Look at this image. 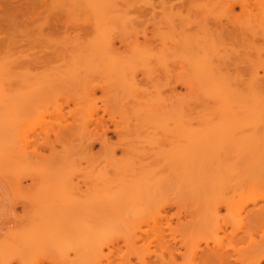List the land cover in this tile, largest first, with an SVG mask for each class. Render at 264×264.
<instances>
[{"label":"rangeland","instance_id":"374dc122","mask_svg":"<svg viewBox=\"0 0 264 264\" xmlns=\"http://www.w3.org/2000/svg\"><path fill=\"white\" fill-rule=\"evenodd\" d=\"M46 1H48V3H49L52 0H46ZM117 1H118V5L117 4L116 5L119 8V11H118L119 15L115 14V12H114V14L118 16L115 18L112 15L115 18L114 21L112 18H111V20H110V18L104 19L106 21L107 20L109 21V23H107L108 21L106 22L107 24L104 23L105 21H102V19L101 20L95 19L96 20L95 21V20H92L91 17L89 18L88 16L82 18V16L79 17V16H65V15L62 16L61 15L62 16V17H60V19L62 18L61 23L64 24L63 25L64 27L66 25V29H65L66 31L65 32H67V30H68L69 33L66 34L64 32L63 33L59 32L57 34L55 33L54 35H48V33H50L49 30L47 31V29H44L45 19L43 18V16H46V15H42L40 17H35L36 18L35 20L30 21L29 24L27 25V27L25 26V29H24V27H21V29L19 27H16V29H15V27H14V30H13L10 27V28H7L5 31H0V73L2 71L0 76L2 75L1 78L4 80V78L7 77L6 74L8 75L9 72L11 71L10 76L8 75V77H10L11 79L13 77L14 79H12V80L10 79V81H8L7 78H5V81H6L5 84L6 85L4 84L5 81L3 82V80H2L3 85L6 86V87L4 86L5 88L9 87L8 90H10V91H8L6 89L9 93V95L11 94V96L13 97V93H14L16 98H18V100H20L19 102L22 103V105L20 104V106L16 107V105L19 103L16 98L13 97L12 101H11V97H9L10 99H8V97H7V99L9 101H7V103H6L5 101L7 99L5 97H3V98L0 97V114H1L0 115V124H1L0 125V158L5 159L8 157L7 159L11 162L17 161L16 163H13L14 165L12 167V171L15 174L16 181L18 180L17 182H18L20 189H21V192L23 194L22 195L23 200L21 199V201H16V196H15V193L13 192L14 197H15V201H16V208H17L16 217L18 216L20 219L18 226H17V229H16V231L19 234L22 232H25V231L27 232L28 228L31 226V222L36 219L37 213L35 212V209L37 208L36 206L38 205L37 204L38 196H41L42 194H44V192L48 188V186L51 185L49 183V181L50 180H51V182L53 181L52 178L54 177L53 176L54 172L57 171L55 166H53V165H55L53 163H56V167L58 168L59 164H61V162H58V161H63V158L65 155H66L65 158L67 157V155L69 156V154H65V153H67L68 151H69L68 153H72L67 158H69L71 160V163L73 162V170H74V167H77V169L75 168V170H74V171H77L76 173L80 174L81 177H82V175H84V177H86V176L88 177L86 179H84V177H82V178L80 177L81 179H77V180H79V182L84 181L81 184L82 185L81 187L83 188L84 192L87 191L86 193H91L93 191L94 187H96V185L98 183L97 181H95L97 179H93V178H97V176L94 177V173H95L94 170H96L97 172L100 171V169H102V167L105 166V164L103 163V162H105V158L107 161L108 156H109V155H107V152H104L105 150H103L104 154L102 153V148H101L102 146H101V141H100L101 139L100 138L102 137L101 134L103 131H104L103 132L104 134L107 133L106 135H107L108 140H109V142H108L109 150L117 152L118 153V159L123 160L124 156H123L122 152H123V150L126 149V145H123V144H125L124 141L126 139L127 140L130 139L129 141H131V140L133 141V139H131L132 136H129V135H131L132 128H134V127H130L129 125L127 126V124H131V121H133V118H132V120L130 118H128L129 115L126 118V116L124 117L121 114V112H124V111H118L117 112V110H116V108L121 109V110L123 109V108L118 107L119 104L117 101H119L118 100L119 95H120V97H139L138 92H140V97H148L150 95L149 97H156V96L157 97H162V96L165 97L166 96L168 98V96L169 97L171 96V97H173V98H171V97L169 98L171 101L174 100V97H175V101H176V98L179 99V97L183 96V98H180V100L181 99L184 100V101L181 100L182 101L181 104L178 103L179 100H177V102L176 103L174 102V103H175V106L178 103L179 109H182L181 111H183V110L187 111L186 112L187 115L190 116V117L189 116L187 117L188 118L187 120H190V121H187L186 125L188 126L189 125L188 123L191 122L192 120H194L193 123L192 122L190 123V124H193V129H197V131L203 130L202 132H205L204 130H206L211 125H218L220 123L219 122L220 121L219 114H221V111H222L221 108L223 105L221 106V108H219L218 104L221 105V103H219V102L218 103L216 102L217 104H213V102L211 101L212 102V105H211L210 101L209 102H207L206 100L203 101L204 99L209 100V98H207L208 96L205 95L208 93L205 91H208V90L211 91V89H212L211 86L208 88L207 84L210 85L211 83H207L204 77L209 76L211 73H213L212 71H214V73H216V75L218 77V75L220 73L219 70L223 69L222 70L223 74L221 73L223 76L219 75L218 80L221 77H222L221 80H224V78L227 79L226 82L230 86L234 87V89H237L236 91H238V94L240 91L239 96H242V97L247 96L246 94H248V92H249L248 95H250V93L252 91L255 93L252 92L251 94L257 93V94L262 96V97H258V98L257 97H253V98L248 97L247 98V109L249 107H250V109L248 111L253 109L254 111L253 110L250 111L252 114L255 113V115H258V113H259V116H257V117H258V119H260L259 122L263 124L262 127L264 126V120H263L264 117H262V116H264V80H263L264 79V0H163V1H161V0H151V1L150 0L149 1H147V0H141V1L140 0H117ZM145 1H147V3ZM234 5H236V6H234ZM141 7H143V8H141ZM230 8H232L233 10L231 11ZM147 10H149V11H147ZM140 11L142 13L141 14L142 16H140ZM120 14L122 15V17ZM36 16H39V15H36ZM81 18L84 22L81 21ZM171 20H173L174 22L171 23ZM92 21L94 22V24H93L94 31H93V26H92L93 22ZM99 21L104 24V27H105V25L108 26L109 29L105 31L106 27L104 29H100L102 27L101 25L98 24L99 26H96L97 23H99ZM219 22L221 24H219ZM111 23H113V24H111ZM172 25H175V26H172ZM79 26L81 29L79 28ZM91 26H92V28H91L92 30H90V31H92V32L89 31ZM169 26L170 27L172 26L170 28V31L168 28ZM76 27L78 29H76ZM95 27H97L100 30L98 32L99 34H97L98 29ZM173 27H174V29H173ZM17 28H19V29H17ZM70 28L73 31L72 30L69 31ZM85 28H86V31H85ZM167 28H168V30H166ZM164 29L166 31L171 32V33L173 32V34L170 33L172 35L171 36L172 39L169 38L170 37L169 36L170 34H168L169 32H165ZM43 30L45 31L44 33L47 36L44 35L43 37H41V34H39V33H42ZM82 30L85 33H82L81 32ZM175 30H176V32H175ZM161 31H163V32H161ZM73 32L76 33V35ZM86 32H89L90 35L87 33V35H88L87 36ZM159 32L161 33V35L159 34ZM44 33H42V34H44ZM61 33L64 35H61ZM71 33H72V35H71ZM80 33L84 34V35H81ZM101 33L104 34L103 35L104 37L102 36ZM100 34H101V36L100 37L98 36V39H95V36L97 38V35H100ZM156 34H159L160 36L156 35ZM174 34H176L177 36ZM187 34H189V35H187ZM73 35H74V37H73ZM77 35H79V37H76ZM92 35H95V36H92ZM109 35L111 37H109ZM123 35L126 36L125 38H127V37L128 38L127 39L123 38ZM63 36H64V38H63ZM89 36H92V37H89ZM120 36H122V38ZM146 36L148 38L147 40H145ZM154 36H159V38L156 37V39H155ZM173 36L176 38H174ZM187 36L188 37L190 36V39H192L193 42H194V40L198 39V41H200L201 43H199L197 41V42H194L195 43V45H194L192 40H189V38ZM65 37H66V39H65ZM101 37L106 38V39L105 40L101 39ZM117 37L122 39V41L117 39ZM143 37H144V39H143ZM153 37H154V40H153ZM160 37H161V39H160ZM182 37H184V39L187 37V39H185V40L183 39L184 45L182 44V40H181ZM73 38H75V40ZM82 38H86V39L84 40ZM114 38H116V39L114 40ZM177 38H179V39L177 40ZM76 39H78V40L76 41ZM67 40H68V42H67ZM96 40H97V42H96ZM113 40L117 44L114 45V47L112 48L109 45L115 44V43H113ZM116 40L118 42H116ZM148 40H150L151 42ZM174 40L177 44L174 43ZM74 41H76V42H74ZM94 41L96 42L97 45L99 44V46H96ZM79 42L81 45L80 44L78 45ZM104 42H105V44H107V43L109 44L111 42V44H109V45L107 44V46H108L107 47L104 44ZM137 42H139V43H137ZM168 42H170V44ZM126 43H127V45H129V43H130V45H129L130 47H127ZM179 43H180V46L178 45ZM191 43H192V45H191ZM140 44L146 48L148 47V49H147L148 51H147L146 48H143V46H142L141 47V48H143L142 51H147L148 53H150V52L152 53L153 50H155L154 54H158V55L161 54L159 51H160V49L163 48V45H164L165 48H167L169 50V51L167 49L165 50V48H164V51H166V52L168 51V59L171 57H172V59H174L173 55L178 53V52L174 53L173 48L176 47L175 50L179 49L177 51H180V50L185 48L186 50L180 51L182 53H178L177 56H175V59L176 58L177 59L176 60L174 59L177 62L179 61V64H180L181 60H182V62H184V67L177 64V66H179L180 69H182V72L184 74L179 73V72H181V70L180 71L178 70V75L176 72H174V70H172L173 72H171V71L170 72H171L172 76H173V74H174V76L176 75V77H174V78H178V76L182 74L183 78L185 77V78H187V80L184 79V81H183V80H181L183 78H181V76H179L178 79H175L177 82L174 81V83H172V81H170V79L165 78L166 77L165 74H164L165 77L162 76L164 71H162V73L160 75L158 73H155L153 71V69H154L153 68L152 69L153 72L152 71L151 72L153 73V75L155 74V76H156L155 77V76H152V73L149 72L148 71L149 69L148 68L146 69L145 66L143 68L141 67L142 71L143 70H147V71L141 72V69L139 68L141 65V62L139 63V61L135 60L134 58L130 59V57H134V56H131V55L127 56L128 54H132V51H133V48H135V45L136 46L138 45V46L136 47V49H134V52L136 53L137 49H138L137 52L141 51L140 50V46H141ZM149 44H151V46L153 48ZM166 44H168L167 45L168 47H166ZM201 44H203V45H201ZM197 45H198V47H197ZM169 46H172L171 48L173 50H171ZM202 46H203V49L201 48ZM82 47H83V49H82ZM118 47H120V48H118ZM155 47H157V48H155ZM95 48H97L96 49L97 51H99L101 49L102 52L105 51L106 49H107V51H114V52H116L118 49H122L121 50L123 52V53L121 52L122 55L119 54L120 50L117 51V53L122 57H123L124 51L126 53L127 50L128 51L130 50L129 52H131V53L128 52L127 55L124 54L125 55L124 58H121V57H118V58H119V60L125 59L126 61L129 60V62L130 61L132 62V63L126 62L129 65L132 64L130 66L124 63L125 60L123 62H121V63H123V65L121 64V67L124 68V73H122V74L123 75L125 74V77L127 78L128 82L129 81L134 82V83L141 82L142 83L141 85H140V83H138L139 85L135 84V85H137V87L139 86L138 89H134V88H137L136 86H134V84L132 86L134 88H132L131 90L129 88V90H128L129 93L127 92L126 89L122 88L123 86H121V88H122L121 89L120 84H118V83H119V81H120V83L121 82L123 83V79L120 80L121 78H118L117 74H115V73L112 74L111 71L109 70V68L107 67V65H105L106 63L104 64L98 60L100 62V64L102 63V66H103L102 67L99 65V62L97 60H95V59L90 60L89 59L90 57H88L89 52L91 54H97L98 53L95 50ZM116 48H117V50H116ZM130 48L132 49V51ZM191 48H196L198 50L202 49V52L200 51L201 54H199L200 52L197 53V51H196V53L198 55L197 54H195V55H197L198 57H201L202 59H204V57H205V59L208 60V62L214 61L215 63L214 64L212 63L213 66L215 64L217 66V64L219 63L218 69H219V66H220V69L219 70L218 69L217 70L210 69L211 71L210 70H207V71H210L211 73L206 72L205 75L204 74H202V75L197 74L195 76V73L197 71L195 72L194 69H196V67L194 69H192L193 67L189 66L193 62V60H195V59H193V58H195L194 55H192V56H194V57H192L190 54H188V52H190V53L192 52V51H188V50H191ZM83 51H86V52H83ZM87 51H88V54H87ZM162 51H163V49H162ZM172 51L174 53L173 55L171 54ZM194 51L192 52V54H194ZM80 53L82 55H84V57L80 58L81 56L80 57L78 56V54H80ZM135 53H133V54H135ZM216 53H218L217 58H216ZM62 55H63V57L61 58ZM68 55H69V57H68ZM74 55H75V60H73ZM170 55H171V57H169ZM76 56H77V59L79 60V58H80V61L84 64H81V62H79L77 60V62H79V63H77V65H76L74 63V61H76ZM188 57H189V59L191 58V60L192 59L193 60L190 61L188 59ZM222 57H224V58L222 59ZM52 58H54V59H52ZM127 58H129V59H127ZM82 59H84L85 62H83ZM205 59H204V61H205ZM211 59H215V60L211 61ZM174 60H172V64H170V66L172 65L171 66L172 69H177V68H173V64H174L173 61ZM216 60H219V62ZM134 61H136V62H134ZM169 62L171 63V61H169ZM96 63L98 64L97 69L95 68ZM185 63H188V65H185ZM198 63H199V59H198ZM205 63H207V62H204V64ZM79 64L81 66H79ZM124 64H125V67H124ZM133 64L135 65L136 70H135ZM83 65H85L84 67L85 68L87 67V68L85 69L83 67ZM205 65H207L206 67L208 69L212 68L211 66L208 67L209 66L208 64H205ZM216 66H215V68H216ZM79 67H81V68H79ZM206 67H204L203 70H205ZM104 68H105V70H104ZM128 68L131 70H129ZM79 69L84 70V72L85 71L86 72L83 73V71H81V70L78 71ZM116 69H117V67H116ZM183 69L187 70V71H185L186 73L184 72ZM191 69L193 72L191 71ZM106 70L109 71L110 73H108V72L106 73ZM156 70L160 71L159 68L155 69V71ZM203 70H202V72L204 73L205 71H203ZM6 71H8V72L5 73ZM118 71H115V72H118ZM128 71H130V72H128ZM175 71H177V70H175ZM258 71H259V74H257ZM78 72H80L79 75H81L80 76L81 78L78 77L79 76ZM99 72H101V73H99ZM139 72H140V74H138ZM146 72H147L149 77H145V75H147ZM86 73H87V75H86ZM97 73H99V74L96 77ZM149 73H151V75ZM198 73H201V72L198 70ZM229 73H231V74H229ZM119 74H121V73L119 72ZM114 75H115V78H117V80L114 79L115 80L114 84L117 86L119 85V88L121 91L120 90H117L118 92L114 91V88H116L115 85L113 84ZM127 75L132 76V78H129ZM137 75H139V76H137ZM159 75L161 78L158 79ZM171 75L169 74V75H167V77L168 76L171 77ZM258 75L260 76V79L262 81H258V80H260L258 78ZM61 76H62V78H60ZM119 76L121 77L122 75H119ZM100 77H101V80H100ZM125 77H124V80L126 79ZM136 77L139 78L138 79L139 81H137ZM150 77L151 78L153 77L154 79H152V81H150ZM162 77H164V78L162 79ZM255 77H257V78H255ZM1 78H0V81H1ZM55 78H57V79H55ZM83 78L87 79V81L83 80ZM102 78L104 79V81ZM147 78H149V81H147ZM174 78H171V80ZM200 78H202V79H200ZM28 79L31 81V83ZM105 79L108 80L107 84H106L107 80L105 81ZM132 79H134V80H132ZM142 79H143V82H142ZM144 79H146V80H144ZM166 79H168V81H167L168 84L166 83L167 86L165 84L166 87L163 88L164 85L159 84L158 81L162 82V80H166ZM199 79L201 80V83H202V85H201L202 89H200V92H198L199 90L197 91V88H196L197 83H198V86H200V82L198 81ZM232 79H233V81H232ZM22 80H23V82H22ZM71 80H72V82H71ZM153 80H155L157 82H155ZM188 80L190 81L189 83L186 82ZM79 81H82V82L79 83ZM181 81L183 83H181ZM255 81H257L259 83L261 82L260 85H262L261 88L259 87L260 85L257 86V88L259 87L258 90L255 87L258 83H256ZM14 82L16 84H14ZM49 82H51V84ZM55 82H56V84H55ZM57 82H58V84H57ZM67 82L69 83V85L71 83L73 87L71 85H70L71 86L70 87ZM102 82H103V84L105 83L104 86L101 85ZM209 82H210V80H209ZM73 83H75L74 84L75 87H74ZM99 83H101V84H99ZM149 83H151V84H149ZM169 83L175 84V86H177V88H175L171 84L169 85ZM180 83H181V85H180ZM254 83H256V85H254ZM143 84L144 85L146 84L145 87L149 88L150 91L148 89H146ZM252 84L256 88V89L254 88L256 91L251 90L253 88ZM81 85H82V87H80L77 90L76 86H81ZM108 85H113V88H109ZM157 85L158 86L160 85L161 87L160 86L158 87ZM239 85H241V86H239ZM154 86L158 87V89L161 88L162 90L160 91L157 88H155ZM169 86H171V87L173 86V88L170 89ZM188 86L191 87V89ZM151 87L152 88L154 87L155 89L153 90ZM167 87H168V89H167ZM108 88H109V90H108ZM242 88L244 90H246L247 92L244 91L245 93H243ZM249 88H251V89H249ZM111 89L113 90L112 92H110ZM123 89H124V91H123ZM177 89H178V91H177ZM248 89L251 91H249ZM14 90H16V91L14 92ZM152 90H153V92L151 93ZM260 90H262V91H260ZM119 91L122 92V94H120ZM145 91H146V93L148 91V93H147V95L149 94L148 96L145 95L146 94ZM155 91H157V92L155 93ZM173 91H175V93ZM257 91L258 92L260 91V93H258ZM171 92H172V94H171ZM190 92H193V94ZM196 92L198 94L200 93V95H198V97L199 96H201V97L198 100L196 99V101L195 100L193 101L192 100L193 95H194V97L197 98ZM141 93H144V94H141ZM173 93L175 95L181 94V96H179V95L175 96V95H173ZM125 94L127 96H125ZM156 94H158V95H156ZM17 95H19V97ZM202 95L205 97L203 98ZM29 96H31V97L33 96L32 97L33 100ZM209 97H210V95H209ZM27 98H28V100H27ZM255 98H257V99H255ZM13 99L15 100V102L17 101L16 102L17 104L10 103V102H13ZM45 99H46V101H45ZM52 99H53V101H52ZM1 100H2V102H1ZM47 100H49V101H47ZM170 100L168 102H170ZM114 101L116 103H113ZM181 101H179V102H181ZM4 102L7 104L8 107L11 105L9 107V109H11L10 110L11 112L12 111L14 112L15 107L17 108L15 111H17V112H14V113L10 112L11 113L10 117H7V115H9L8 114L9 110L7 107L4 106V105H6ZM195 102H197V104L193 105V104H195ZM180 105H182V108H180L181 107ZM184 105L186 106L185 108H183ZM22 106H25V107H22ZM195 106H197V108ZM45 107H47V108H45ZM254 107L255 108L257 107V108L254 109ZM19 108H21V109L18 110ZM42 108L45 110H42ZM1 109L5 110L7 112V113L4 112L5 113L4 116L2 115L4 113H2L3 110H1ZM114 109L116 110V112L113 111ZM193 109H194V111H193ZM191 110H192V113H190ZM19 111H20V114H19ZM185 111H183V112L185 113ZM219 111H220V113H219ZM115 113H117V114H115ZM118 113H120V114H118ZM176 113H178V111ZM176 113H174V115H176ZM171 114H173V113H171ZM116 115L117 116L120 115V118L122 117V120L120 118H117V117L114 118V116H116ZM124 115H125V112H124ZM179 115H180V113H179ZM11 116H15L16 118L11 117ZM4 117H5V120L7 119L6 120L7 122L3 121L2 118H4ZM183 117H185V115L182 116V120L184 121ZM191 117L193 119H191ZM83 118H85V119H83ZM91 118H93L94 122L92 121ZM125 118L127 120L130 119L131 121L129 120V122L127 121L128 123H126ZM175 118H177V117H175ZM9 119H11V121ZM94 119H96V120H94ZM261 119H262V121H261ZM89 120L92 121V123H94V124H88ZM99 120H101V122ZM96 121H99L101 124H99ZM136 121L137 120L134 119V122L132 123L133 125L132 124L131 125L132 126L136 125L138 123V122L136 123ZM185 121H186V118H185ZM4 123H5V125H7V124L8 125L5 126ZM89 123H91V122H89ZM102 123H103V125H106V127L103 126ZM115 123H116V125H115ZM182 123H184V122H182ZM81 124H83V125H81ZM84 124H88V125L85 127ZM60 126L65 127V130L67 128L69 129L71 127L73 129H75V131H73V132H76V134L74 133L75 135L73 134V136L75 138L71 135H70V137L67 136L68 132H65V130L63 131L62 127H60ZM80 126H81V128H80ZM90 126H91V128H90ZM137 126H139V123ZM190 126L191 125H189L187 128H190ZM11 127H13V128L11 129ZM51 127H53V129L55 131H58V133L55 132L53 129L51 131L50 130ZM103 127H105V128H103ZM117 127L119 129H117ZM58 128H61V129H58ZM85 128H88L87 131H85L86 130ZM106 128L109 130V133H108ZM191 128H192V126H191ZM8 129H10V130H8ZM130 129H131V131L128 132L127 130H130ZM137 129L139 130L140 128H137ZM5 131H6V133H4ZM89 131H91V132H89ZM127 132L129 134L126 135ZM45 133H46V135H45ZM98 133H100L99 136H98ZM263 133H264V131H263ZM48 134H51V135H49V137H48L47 136ZM57 134H59V135L62 134V135L57 138ZM64 134H65V136H64ZM91 135L93 136V138ZM62 136L69 137V138L66 139ZM127 136L130 138H128ZM49 138H50V140L48 141ZM72 138H74V140ZM78 138H80V139H78ZM96 138L98 139V141ZM65 139H66V141H65ZM135 139H136V137H135ZM9 140H10V142H9ZM67 140L68 141L72 140V143L70 141V143H71L70 144L69 142H67ZM127 140H126V143L129 142ZM134 141H136V140H134ZM25 143H27V144H25ZM66 143H67V145H66ZM90 143L91 144L94 143V145L93 144L92 145H93V147L95 146L94 150L92 151L93 153L91 155L93 158L90 155H87L86 150H85L86 146L90 145ZM69 144H70V147L67 148V146H69ZM30 146H32V147H30ZM65 146L67 148L66 150H65ZM80 146L83 150H81ZM63 147H64V149H63ZM120 149H122V150H120ZM30 150H32V151H30ZM63 150L65 151V153H63ZM34 152H38V154L36 153V155H34L35 154ZM59 152H61V154ZM10 153H12V155ZM13 153H14V155H13ZM73 153H74V155H73ZM105 153H106L107 157L105 156ZM20 154H21V157H20ZM25 155H26V157H25ZM58 155L59 156L61 155L59 159H57L59 157ZM72 155H73L72 158L74 161L71 159ZM77 155L79 157H77ZM41 157H43L44 159H42ZM91 158L95 159V160L91 161ZM14 159H16V160H14ZM18 159H20L22 161H20ZM55 160H57V161H55ZM77 161L81 162V163H79L80 165L78 164ZM57 162L59 164H57ZM93 163H95V164H93ZM34 164H35V166H34ZM74 165H76V166H74ZM97 167H99L100 169ZM79 170H80V172L82 171L83 174L80 173ZM21 171H22V173H20ZM93 171H94V173H93ZM97 172L95 175L98 174ZM207 172L209 173L208 174L209 176L213 175V174L219 175V173H220L219 170L215 171V169H214L211 171V172H213V174H212L211 172H209L208 168H207ZM89 175H91V176H89ZM89 177H91V178H89ZM91 179L97 183H95V185H93L94 182L92 183ZM85 182L88 185L85 184ZM222 197H224V196H222ZM229 198H230V201L235 200L231 197H229ZM247 198L248 197L246 195L244 202L247 201ZM222 199L225 200V197ZM191 201H192V204H189V205L185 204L186 207L183 208L182 216L184 215L185 218H184V216L182 218L179 217V215L181 213L178 214V212H181V211H180V209L178 210V208H177L178 206H174L172 208V209H174V211L170 210V209L168 210V212L171 211L172 213L162 212V214L159 215L161 217H158V220H159V218H161V220L158 222V225H159L160 229H162L164 231V234L166 235V241L167 242L169 241V245L176 244V248L178 247L176 256L174 255L175 254L174 251H173V254H171V255H174L175 257L171 256L170 252L168 250H166V253H165L164 245L162 246L164 248L161 249L159 247V245H162V244L159 242H155V241H157L155 238L156 236H153V233H155V232H152L153 227L155 225L154 224H153L154 226L152 225L153 222L151 220L152 223H150V224L152 226L150 225V227H147L149 225L147 223L148 224L147 226L142 227L143 231L146 232V234L148 233L149 235L147 234L148 235L147 236L144 233L146 236L143 235V241L138 243L137 249H132V251H130L131 249L127 250L126 248H129L126 246L127 244L125 242H123L125 244L124 245L120 241L121 244L119 243L120 245L119 244L117 245L119 247L116 246L112 250L113 253L107 252L108 254H111L110 256H111V261L113 262V264L114 263L115 264H140L141 260L140 259L138 260V258H139L138 255L140 257L148 256L147 259L150 256V258H149L150 261L148 260L147 264H148V262H149V264H175V262H176V264H192V261L195 264H200V263L209 264V262L203 261L202 258H200V256L196 257L194 259L195 261H196V259L199 260L196 262L193 260L194 255L190 256L191 253L189 254V252L191 250L189 251V249L194 248V251H195V249H196L195 247H197V246H201L202 248L199 247L200 249H205V248H210V249L212 248L213 249V247H214L215 250H217L221 253H225L227 261L226 260H225V262L216 261L212 264H238V263L241 264V261H246V263L244 262V264H257V263L259 264V261H257V259L260 257H261L260 263L264 264V260L261 261L264 257L263 256V254H264L263 253V251H264V246H263L264 245V242H263L264 241V238H263L264 234L261 233V230L259 231L252 226L251 227L248 226L249 229H247V225H246L247 222L243 225L240 224L241 228H240V226L235 224L236 222L235 223L233 222V219L231 216L232 213L225 207V204H223L225 201L222 202L223 205L221 204L224 207L221 206L222 209H221V217L220 218H222L221 219L222 222H220L221 223L220 226L219 227L217 226L218 228L216 230L211 229L213 232L208 228L204 229V227H200L201 226L200 222H202V225L204 224V221H202L204 218L203 219L200 218L201 217L200 213H198L200 217L197 216L198 214L195 215L196 213H193L196 216L195 218H194L193 214H192L193 216L191 214H189L192 216V217L191 216L189 217V215H188L189 212L185 213L187 210L190 211V213H191V209H189V208H191L190 205L194 204L193 200H191ZM32 202H34L35 204L33 205ZM21 203H23V204H21ZM188 203H190V201ZM219 203H220V201H219ZM28 204H31V205H28ZM32 206H33V208H32ZM163 213H164V215L166 213V215L168 216L167 219L165 218V217H167L166 215H165V217H162ZM175 213H176V215H175ZM174 217H177V218H174ZM187 217H188V219H187ZM192 218L194 219V223L191 221ZM196 218H198L199 221L201 219L200 222L198 221V224L196 223V221H197ZM188 220H189V222L191 221L193 224L196 223V225H194L195 228H192L193 225L191 224V222L189 224L185 223V222H188ZM177 221H178L179 225L176 223ZM170 222H171V224H170ZM230 222H231V224H230ZM184 223L186 224V226H189V225H191V226L185 228ZM169 224L173 225L174 227L171 226V229H170ZM166 225H167V227H166ZM176 225L181 226V227H178ZM182 225H184V228L186 230H184ZM175 226L178 228H176ZM196 227H199V229L197 228V232H198V230L200 232L196 233V230H194V229H196ZM220 227L222 229L221 231L219 230ZM173 228H174V231H172ZM251 228H253V229H251ZM29 229H31V228H29ZM178 229H180V230H178ZM190 229H192V231ZM129 230H127V232H129ZM175 230H178V232L180 233V236H179L178 232L176 233ZM247 230H249L248 231L249 233L247 232ZM251 230H253V231H251ZM190 231L192 233L193 232H195V233H193V235H192V233H190ZM121 233L126 234V232H124V231H122ZM171 234H172V237H171ZM173 234H174V236H173ZM190 234L192 236H190ZM251 234L252 235L255 234V235H253V237L256 236L255 237L256 240L252 237ZM183 235H184V237H186V239H184V241L181 240V238L182 239L184 238V237H181ZM216 235H218V236L216 237ZM248 235H250V236H248ZM189 236H190V238L188 239ZM176 238L178 241H182V242L176 241ZM192 238L193 239L195 238L194 239L195 242L192 241L194 244H191L193 246L190 247L189 244L192 243L191 242ZM175 241L178 243H175ZM197 241L199 243H197ZM249 241H253V242L256 241L255 242L256 244L253 243V244H255L256 249L258 247V249L256 250V253H255V251H253V249H255V248H253L254 246H252V244H251L252 242L250 243ZM23 244H25V242L17 241V242L8 243L6 245V248L7 249L9 248V250H10V252H9L10 256H8V257L10 258L11 264H21L22 261L27 262L26 264H32V263L33 264H80V262H83V261H80L79 257L77 259V257L75 256V253H73V252L69 253L71 258L68 256L69 261H67L68 260L67 258H65L66 260H64V258H62V257L60 258V255L57 254L53 250V248H52V251H50L51 250L50 248L49 249L46 248L47 249L46 250V249H41V247H38V248L30 251L29 249L26 248V244H25V246ZM196 244H198V245H196ZM249 244H251L250 247H249ZM146 246L148 247V249L145 248ZM180 246H182V247H180ZM186 246H189V247L186 248ZM142 247H144V248H142ZM221 248H223V249H221ZM144 249H146V252ZM258 250H260L259 251L260 254L257 253ZM26 251H27V253H25ZM129 251L131 252V254L127 255V252H129ZM163 251H164V253H163ZM36 252L38 253L37 255H36ZM50 252H51V254H50ZM53 252H55V254ZM132 252H135V255H137V256H135V258L138 257L137 259H135L132 256L133 258L132 259L130 258V260H129V257H131L130 255H132ZM248 252H249V254H248ZM228 253H229V255H228ZM251 253H253L255 256H253V254L251 255ZM192 254H193V252H192ZM54 255H56V257ZM35 256H37V257H35ZM243 256H245V257H243ZM251 256H253L255 258L252 259V258H250ZM120 258H122V259H120ZM159 258L162 260H159ZM174 258H175V260H174L175 262L174 261L171 262V260ZM76 259L78 261H76ZM138 261H139V263H138ZM82 264H87V263H82ZM242 264H243V262H242Z\"/></svg>","mask_w":264,"mask_h":264},{"label":"bare ground","instance_id":"6f19581e","mask_svg":"<svg viewBox=\"0 0 264 264\" xmlns=\"http://www.w3.org/2000/svg\"><path fill=\"white\" fill-rule=\"evenodd\" d=\"M147 1H149V0H147ZM147 1H145V2L147 3ZM161 1H163V0H161ZM116 4L118 5V1L117 0H52L49 3L46 0H0V31H5L7 28H10V27L13 30H14V27H15V29H16V27H19L20 29H21V27H24V29H25V26L27 27V25L29 24L30 21L36 19L35 17H40L42 15H46V16H43V18L45 19L44 29H47V31L49 30L50 33H48V35H54L55 33L57 34L59 32H62V33L64 32V33L67 34L69 32H68V30H67V32H65L66 31L65 30L66 29V25H65V27L63 26L64 24L61 23L62 22V18L60 19V17H62L64 15L65 16H79V17L82 16V18L88 16L89 18L91 17L92 20H95V19L96 20H98V19L101 20L102 19V21H105L104 23H106L108 20L106 21L104 19H107V18L109 19L110 18V20H111V18H112L113 21H114V19L116 17H118L117 15H119L118 14L119 13L118 12L119 8H118V6ZM234 6H236V5H234ZM143 7H141V8H143ZM230 10L232 11L233 9L230 8ZM147 11H149V10H147ZM114 12L117 15H115ZM141 14L142 13L140 11V16H142ZM36 15H39V16H36ZM121 17H122V15H121ZM82 18H81V21H83ZM172 22H174V21L171 20V23ZM107 23H109V21ZM93 24H94V22L92 23V26H93ZM98 24L103 27V28L101 27L100 29H104L105 27H106L105 31L109 29V27L106 26V25L104 27V24L102 22H100V21H99V23H97L96 26H99ZM111 24H113V23H111ZM219 24H221V23L219 22ZM92 26L90 27L89 31L92 30L91 29ZM172 26H175V25H172ZM171 27L170 26L168 27L169 31H170ZM19 28H17V29H19ZM79 28H80V26H79ZM95 28H97V27H95ZM168 28L166 30H168ZM76 29H78V28L76 27ZM173 29H174V27H173ZM70 30H72V29L70 28L69 31ZM166 30H165V32H169V31H166ZM85 31H86V28H85ZM93 31H94V26H93ZM99 31L100 30L98 29L97 30V34H99L98 33ZM44 32L45 31L43 30L42 33H44ZM81 32L85 33V32H83V30ZM90 32H92V31H90ZM161 32H163V31H161ZM175 32H176V30H175ZM42 33H39V34H41V37H43L45 35V33L44 34H42ZM62 33H61V35H64ZM87 33L89 34V32H86V35H87ZM170 33L171 32H169L168 34H170ZM74 34L76 35V33H74ZM101 34H102V36L104 35L103 33H101ZM101 34L97 35V38H96L95 35H92V36H95V39H98V36L100 37ZM159 34L161 35L160 32H159ZM159 34H156V35H159ZM171 34H173V32ZM171 34L169 35L170 36L169 38H171V36H172ZM176 34H174V35H176ZM71 35H72V33H71ZM79 35H77L76 37H79ZM81 35H84V34H81ZM187 35H189V34H187ZM45 36H47V35H45ZM92 36H89V37H92ZM159 36H154V37L156 39V37L159 38ZM73 37H74V35H73ZM109 37H111V36L109 35ZM120 37L122 38V36H120ZM125 37L126 36L123 35V38H125ZM154 37H153V40H154ZM187 37L185 39H187ZM63 38H64V36H63ZM127 38H125V39H127ZM174 38H176V37H174ZM188 38H189V40H192V39H190V36ZM65 39H66V37H65ZM73 39L75 40V38H73ZM82 39L85 40L86 38H82ZM101 39L105 40L106 38H102L101 37ZM115 39L116 38H114V40ZM117 39L122 41V39H120L118 37H117ZM143 39H144V37H143ZM147 39L148 38L146 36L145 40H147ZM160 39H161V37H160ZM178 39L179 38H177V40ZM183 39H184V37H182V39H181L182 40V44L184 42ZM77 40L78 39H76V41ZM114 40H113V43H115ZM175 40H174V43L177 44L175 42ZM76 41H74V42H76ZM148 41H150V40H148ZM197 41H198V39L194 40V42H197ZM67 42H68V40H67ZM96 42H97V40H96ZM96 42H95V44H96ZM116 42H118V41L116 40ZM192 42H193V40H192ZM198 42L201 43L200 41H198ZM127 43H126V46L130 47L129 46L130 43H129V45H127ZM137 43H139V42H137ZM168 43L170 44V42H168ZM79 44H80V42L78 43V45ZM104 44H105V42H104ZM107 44H105V45L107 46ZM109 44H111V42ZM116 44L117 43L111 44L109 46H111L113 48L114 45H116ZM151 44H149V45L151 46ZM167 45L168 44H166V47H168ZM178 45L180 46V43ZM191 45H192V43H191ZM194 45H195V43H194ZM201 45H203V44H201ZM96 46H99V44L98 45L96 44ZM137 46L135 45V48H133V51L131 49L132 47L130 48L131 51H132V54H128L127 55V53L130 50L129 51L127 50L126 53L124 51V54L127 55V56H129V55L134 56V57H130V59L134 58L135 60L139 61V63L141 62V65L139 67L141 69V72L147 71V70H143L142 71V68L144 66L146 67V69L147 68L149 69L148 70L149 72H151L152 69L154 68L153 71L155 73L160 74V75H161L162 71H164L165 73L163 72L162 76H164V74H165L166 77L165 76L164 77L170 79V81H172V83H174V81L177 82L175 79H178L179 76H181V78H183L182 74L179 75L178 78H174V77H176V75L174 76V74H173V76H172L171 72H173L172 70H174V72H176L177 75H178V70L179 71L181 70V72H179V73H183L182 69H180V67L177 66V64L184 67V62H182V60H181V62L179 64V61L178 62L175 61L177 59V58L175 59V56H177L178 53H182L180 51H182V50L185 51L186 50L185 48L184 49L181 48L182 50L177 51L179 49L175 50L176 47L173 45L175 47V48H173L174 49V53L178 52L177 54H174L173 51L171 52L172 55L174 54L173 55L174 59H175L174 60V59H172L171 55L169 56L171 58L168 59V51L169 50L167 48H165L164 45H163V48H162L163 51H164V48H165V50L167 49L168 51L167 52L164 51L165 52L164 53L162 51V49H160V51H159L161 53V54L159 53L160 55L154 54L155 50H153V49H152L153 50L152 53L151 52L148 53L147 52L148 51L147 50L148 47L146 48L143 45L140 46V50L141 51L137 52V50H138L137 49L136 53H135L134 49H136ZM142 46H143V48H146L147 51H142V49H143V48H141ZM169 47H170L171 50H173L171 48L172 46H169ZM197 47H198V45H197ZM118 48H120V47H118ZM155 48H157V47H155ZM201 48L203 49V46ZM82 49H83V47H82ZM96 49L97 48H95V50ZM193 49L195 50L196 48H191V50H188V51H192L193 52L194 51ZM202 49L201 50L196 49L194 51V54H192V52L191 53L188 52V54H190L191 56L192 55L195 56V58H193L195 60L192 59L194 63L192 62L193 63L192 64L190 62L191 64L189 65V66L193 67V68L191 67L192 69H194L196 67V69H194L195 72L197 71L195 73V76L197 74L198 75L199 74H201V75L204 74L205 75L206 72L211 73L210 69H212V70H217L218 69V64L219 63L217 64V66H216V64L213 66V64L215 63L214 61L213 62H210V61L208 62V60H206L205 57H204V59H205V61H204V59H202L201 57L197 56L198 55L197 53L200 52V51L202 52ZM116 50H117V48H116ZM119 50H120L119 54L122 55V53H123L121 51L122 49H118L117 51H119ZM88 51H87V54H88ZM117 51L116 52L107 51V49H106L105 51L102 52V50L100 49L99 51H97L98 52L97 54H91L89 52V54H88L89 56L88 55L87 56L90 57L89 58L90 60H92V59L94 60L95 59L97 61L99 60L100 62H102L104 64L106 63L105 65H107V67L109 68V70L111 71L112 74L115 73V74H117L118 78H121L120 80L123 79V83L122 82L120 83V81L118 83V84H120V88H121V86H123L122 88L126 89L127 92H128L129 88H130V90L132 88H134V87H132L133 84H134V86L137 87V85H135V84L140 83V85H141L142 83L141 82L134 83V82H131V81L128 82L127 78L125 77V74L124 75L122 74V73H124V68L121 67V64L123 65V63H121V62H123L125 59H122V60L120 59L119 60V58H118V57L124 58L125 55L123 54V57H122V56H120L117 53ZM196 51H197V53H196ZM83 52H86V51H83ZM201 52L199 54H201ZM129 53H131V52H129ZM133 53H135V54H133ZM80 54H78L79 57L81 56L80 58L84 57V55H82V54L80 55ZM195 54H197V55H195ZM69 55H68V57H69ZM75 55H74L73 60H75ZM217 55H218V53H216V58L218 57ZM194 56H192V57H194ZM62 57H63V55L61 56V58ZM224 57H222V59ZM80 58L78 60L77 56H76V61H74V63L76 65H77V63L81 62ZM52 59H54V58H52ZM127 59H129V58H127ZM188 59H189V57H188ZM198 59H199V63H198ZM77 60L79 62H77ZM82 60H83V62H85L84 59H82ZM172 60H174L173 61L174 62L173 68H177V69H172L171 68L172 65L170 66V64H172ZM189 60L192 61L191 58ZM212 60H215V59H211V61ZM169 61H171V63ZM216 61L219 62V60H216ZM100 62H99V65L102 66V63L100 64ZM126 62L127 63H132L131 61L129 62V60H127V61L125 60L124 61L125 64H127ZM134 62H136V61H134ZM204 62H207L205 64H208L209 65L208 67L211 66L212 68L208 69L206 67L207 65H205ZM81 64H84V63L81 62ZM125 64H124V67H125ZM97 65L98 64L96 63L95 64V66H96L95 68L96 69H97ZM127 65H129V64H127ZM130 65H132V64H130ZM185 65H188V63H185ZM79 66H81V65L79 64ZM84 66L85 65H83V67ZM203 66L206 67L205 70H203L204 69ZM215 66H216V68H215ZM116 67H117V69L119 71L116 69ZM79 68H81V67H79ZM134 68L136 70L135 65H134ZM158 68H159V70L161 72L158 71V70L155 71V69H158ZM120 69L121 70L123 69V70L121 71ZM192 69H191V71H192ZM219 69H220V66H219ZM80 70L81 69H79L78 71H80ZM104 70H105V68H104ZM129 70H131V69H129ZM175 70H177V71H175ZM183 70H184V72L187 71L186 69H183ZM198 70L201 73H198ZM202 70L205 71V72L203 73ZM207 70H210V71H207ZM222 70H219V72H220L219 75L220 76L223 74ZM81 71H83V73L86 72V71L84 72V70H81ZM115 71H118V72H115ZM7 72L8 71H6L5 73H7ZM10 72L8 74L9 76H10ZM107 72L110 73L109 71L106 70V73ZM119 72L121 74H119ZM128 72H130V71H128ZM212 72L213 73H211L209 76H205L204 77L207 83H211L210 85L206 83L208 85V88L211 86L212 89L210 88L211 91L210 90L205 91V92L208 93V94H205V95L208 96L207 98H209V100L204 99L203 101H205V100L207 102H209V101L211 102L212 101L213 104H217L219 102V103H221V105L218 104L219 108H221L222 105L223 106L221 108L222 111L220 110L221 114H219V116H220V121L219 122L220 123L218 125H211L210 127H208L209 129L207 128L206 130H204L205 132H202L203 130H198L197 131V129H193V124H190V123L191 122L193 123L194 120H192L191 122L188 123L189 125L192 126V128H191V126H190L191 129L187 128L189 126V125L188 126L186 125L187 121H190V120H187L188 119L187 117L189 115H187V113H186L187 111L183 110V111H185V113H184L183 111H181L182 109H179V107H178L179 104L182 103L181 100H183V99L180 100V98H183V96H181V94L180 95L176 94V95H179L181 97H179V99L176 98V101H175V97H174V100H172L173 102L169 99L171 96L170 97L168 96V98L166 96L165 97H163V96L162 97H157V96L156 97H149L150 95L149 94H148L149 96L147 95L148 91H147V93L145 91V93H146L145 95H147L148 97H140V92H138L139 97H120V95H119V97H118L119 101H117L119 106L117 104L116 105L118 107H120V108H123V109L121 110V109L116 108L117 112L118 111H124L125 115H124V112H121V114L124 117L126 116V118H127V116L129 115L128 118H130L131 120L133 118V121H131L130 119L127 120L125 118L126 123H128L129 120H130L131 124H132L134 122V119L137 120L136 123L137 122L139 123V126H137L138 123L136 125H134V126H132L133 124L132 125L131 124H127V126L129 125L130 127H134L135 129L132 128V131H131V129L127 130L128 132L131 131V135H129V136H132L131 139H133V141L132 140L129 141L130 139L129 140L126 139L127 141H129L128 143H126V140L124 141L125 144H123V145H126V149L123 150V152L121 151L123 153V156H124L123 160L118 159V153L117 152L109 150V146H108L109 140H108V137L106 135L107 133L104 134L103 133L104 131H103L102 134H101L102 137L100 136L101 137L100 141H101V146H102L101 147L102 148V153H103V150H105L104 152H107V155H109V156H108L107 161H106V158H105V162H103L105 164V166L102 167V169L99 168L100 166L97 167V168L100 169V171L97 172L96 170H94L95 173L93 171L94 177L97 176V178H93V179H97L95 181H97L98 183L94 182V180L91 179V182L92 183L94 182L93 185H95V183H97V185H96V187L93 186L94 189H93V191L91 193H86L87 191L84 192L83 188L81 187L82 186L81 184L84 181L83 182L82 181L79 182V180H77V179H81L82 177H84V175H82V177H81L80 174L76 173L77 171H74L75 168L77 169V167H74V170H73V162L71 163V160L69 158H67L72 153H68L69 151L67 153H65V151L63 150V153L69 154V156L67 155V157L65 158V156H66L65 155L64 158H63V161H58V162H61V164H59L57 162V164H59V166L57 165L58 168L56 167V163H53V164H55L53 166H55L57 171L55 170L56 172H54V175H53L54 177L52 178L53 181L52 182H51V180L49 181V183L51 185L49 184L50 186H48V188L45 190L44 194H42L41 196H38V202H37L38 205L36 206L37 208L35 209V212L37 213L36 214L37 217H36L35 220H33L31 222V226L29 225L30 226L29 228H31V229L28 228L27 232L25 231V232H22V233L19 234L16 231L18 223H19V220H20L19 217L17 216L15 218V221H14V224H13L12 228L8 231V233L5 235V237L0 241V264H11L10 258L8 257V256H10V254H9L10 250H9V248L8 249L6 248V245L8 243L17 242V241L25 242L26 248L29 249L30 251L34 250V249H36L38 247H41V249H46V248L49 249L50 248L51 249L50 251H52V248H53V250L57 254L60 255V258L62 257V258H64V260H66L65 258L68 259L70 257L69 253L73 252V253H75V256L77 257V259L79 257L80 261H83V262H80V264H82V263H87V264H113V262L111 261V256H110L111 254H108L107 252L111 253L112 250L120 243V241L122 243L125 242L127 244L126 246L129 247V248H126L127 250L131 249L130 251H132V249H137L138 248L137 247L138 243L143 241V235L146 234V232L143 231L142 227L143 226L145 227L148 224L149 225L147 227H150V225H151L150 223H152V222H153L152 225L153 224L155 225V226L153 225L154 227H153V231H152V232H155V233H153V236H156L155 238L157 240L155 242H159V243L162 244V245H159V247L161 249H163L165 247V250H164L165 253H166V250H168L170 252V255H171V254H173V251H174V253H175L174 255L176 256L178 247L176 248V244L169 245V241L168 242L166 241V235L164 234V231L162 229H160V227L158 225V222L161 220V218H159V220H158V217H161L159 215L162 214V212H167V213L170 212V213H172L171 211L168 212V210L170 209V210L174 211V209H172V208L174 206H178L177 207L178 210L180 209V211H181V212H178V214L181 213L179 215V217L182 218L184 216V215L182 216L183 208L186 207L185 204H188V205L192 204L191 200H193V203H194L193 205H190L191 208H189V209H191V213L187 209H186L187 211L185 213L189 212L188 215L189 214L192 215L193 213H196L195 215H197L198 213H200L201 217L199 216V214L197 216H199L202 219L204 218L202 220V221H204V224L202 225V222H200L201 219L199 221L198 218H196L197 219L196 223L198 224V221H199L200 224H201L200 227H204V229L208 228L210 230L211 229L216 230L220 226V224H221L220 222H222V220H221L222 218H220L221 217V209H222L221 206L223 204H225V207L232 213V215L231 214L230 215L232 216L233 222L234 223L236 222L235 224L240 226V228H241L240 224L243 225V224H245L247 222L246 223L247 229H249V227L252 226V227H254L255 229H257L259 231L261 230V233L264 234V133H263V131H264L263 127L264 126L262 127L263 124L259 122L260 119H258V117H257V116H259V113H258V115H255V113L252 114L250 112L253 109H251L250 111H248L250 109V107L247 109V98L248 97H252V98L253 97H257L258 98V97H262V96L257 94V93L256 94H251L253 91L250 93V95H248L249 94V92H248V94H246L247 96H243V97L239 96L240 95V91H239V94H238V91H236L237 89H234V87L230 86L226 82L227 79L224 78V80H221V78H222L221 77L218 80L219 75L217 77L216 73H214V71H212ZM1 73H2V71H1ZM99 73H101V72H99ZM99 73L96 74V77L98 76ZM151 73H149V74L151 75ZM79 74H80V72H78V75ZM138 74H140V72ZM146 74H147V72H146ZM169 74L171 75V77H169V76L167 77V75H169ZM229 74H231V73H229ZM257 74H259V71H258ZM8 75L6 74L7 77H5V78H7V80L10 81L11 78L8 77ZM86 75H87V73H86ZM119 75H122V76L120 77ZM130 75L129 76L127 75V76L129 78H132V76H130ZM160 75H159L158 79L161 78ZM80 76L81 75H79L78 77H80ZM137 76H139V75H137ZM152 76H155V74L153 75V73H152ZM1 77H2V75L0 76V78ZM101 77H100V80H101ZM124 77L126 78L125 80H124ZM145 77H149L148 74L145 75ZM164 77H162V79ZM5 78H4V80L1 78V81H0V97H2V98L5 97L6 99H7V97H8V99H10L9 97H11V101H12V98L13 97L16 98V96L14 95V93H13V97L11 96V94L9 95V93H8V91H10V90H8L9 87L5 88L6 87L5 86L6 85L5 84L6 83ZM60 78H62V76ZM171 78H174V79L171 80ZM255 78H257V77H255ZM258 78L260 79L259 75H258ZM12 79H14V78L12 77ZM55 79H57V78H55ZM114 79L117 80V78H115V75H114V78H113V84L115 82ZM138 79L139 78H137V81H139ZM152 79H154V78L150 77V81H152ZM168 79L162 80V82L158 81V83L159 84H163L164 85L163 88H165L167 86V84H168V82H167ZM184 79L187 80V78H185V77L183 79H181V80L184 81ZM200 79H202V78H200ZM200 79L198 80L200 82V86H198V83L196 85L197 91L199 90L198 92H200V89H202V86H201L202 83H201ZM208 79L210 80V82H209ZM2 80H3V82L5 81L4 82L5 85H3ZM83 80L87 81V79H84V78H83ZM106 80L107 79H105V81ZM132 80H134V79H132ZM144 80H146V79H144ZM103 81H104V79H103ZM147 81H149V78H147ZM153 81H155V80H153ZM232 81H233V79H232ZM258 81H262V80L260 79ZM22 82H23V80H22ZM51 82H49V83L51 84ZM71 82H72V80H71ZM80 82H82V81H79V83ZM107 82H108V80L106 81V84H107ZM142 82H143V79H142ZM155 82H157V81H155ZM186 82L189 83L190 81L188 80ZM255 82L258 83L257 85H256V83H254V85H256L255 87L257 88V86L260 85L261 82L260 83L257 82V81H255ZM30 83H31V81H30ZM181 83H183V82L181 81ZM181 83H180V85H181ZM14 84H16V83L14 82ZM55 84H56V82H55ZM57 84H58V82H57ZM74 84L75 83H73V85ZM99 84H101V83H99ZM104 84L102 82L101 85L104 86ZM149 84H151V83H149ZM165 84H166V86H165ZM170 84L171 83H169V85ZM68 85H69V83H68ZM70 85L72 86L71 83H70ZM145 85H144V87H145ZM171 85H173L175 88H177V86H175V84H171ZM173 86L172 87L169 86L170 89H172ZM239 86H241V85H239ZM252 86H253V84H252ZM261 86L262 85H260L259 87L261 88ZM74 87H75V85H74ZM76 87H77V90H78L80 87H82V85L81 86H76ZM108 87L109 88H113V85H108ZM115 87L116 88H114V91L120 90L119 85L118 86L115 85ZM138 87L134 88V89H138ZM154 87L153 88L151 87V88L153 90L155 88L158 89V87H155V88ZM255 87L253 86V88L251 87L252 89L251 88H249V89L256 91ZM259 87L257 88V90L259 89ZM109 88H108V90H109ZM189 88L191 89V87H189ZM124 89H123V91H124ZM146 89H148L150 91L149 88H146ZM167 89H168V87H167ZM153 90L151 91V93L153 92ZM158 90L161 91L162 89L159 88ZM251 90H249V91H251ZM15 91L16 90H14V92ZM112 91L113 90L111 89L110 92H112ZM120 91H119V93L122 94V92H120ZM177 91H178V89H177ZM244 91L247 92L246 90L243 89L242 92L245 93ZM260 91H262V90H260ZM260 91L259 92L257 91V92L260 93ZM156 92L157 91H155V93ZM173 92L175 93V91H173ZM174 93H173V95H175ZM190 93L193 94V92H190ZM253 93H255V92H253ZM141 94H144V93H141ZM171 94H172V92H171ZM156 95H158V94H156ZM198 95H200V93L199 94L197 93V95H196L197 98L194 97V95H193V99L192 100L193 101L194 100L196 101V99L198 100L201 97V96L198 97ZM209 95H210V97H209ZM17 96L19 97V95H17ZM125 96H127V95L125 94ZM29 97L32 98L33 96L32 97L29 96ZM204 97L205 96H203V98ZM171 98H173V97H171ZM257 98H255V99H257ZM8 99L5 101L6 103H7V101H9ZM16 99L18 100V98H16ZM168 99L170 100V102H168L169 101ZM27 100H28V98H27ZM32 100H33V98H32ZM177 100H179L181 102L178 101L179 104L177 103L176 106H175V103L177 102ZM19 101L20 100H18V102ZM45 101H46V99H45ZM47 101H49V100H47ZM52 101H53V99H52ZM1 102H2V100H1ZM16 102L13 99V102H10V103L17 104ZM197 102H195V104H193V105H196ZM212 102L210 103L211 105H212ZM113 103H116V102L114 101ZM20 104L22 105V103L19 102L16 105V107L20 106ZM182 105H180L181 106L180 108H182ZM4 106L7 107L8 110H9V112H8L9 115L6 114L7 117H10L11 113L13 112V111L11 112L10 111L11 109H9V107L11 105L9 107L7 106V104L4 105ZM16 107H15V110L17 109ZM22 107H25V106H22ZM185 107L186 106L184 105L183 108H185ZM195 107L197 108V106H195ZM21 108H19L18 110H20ZM45 108H47V107H45ZM256 108L254 107V109H256ZM1 110H3V109H1ZM15 110H14V112H17ZM42 110H45V109L42 108ZM116 110L114 109L113 111L116 112ZM177 111H178V113H176ZM193 111H194V109H193ZM220 111H219V113H220ZM4 112H6V111L3 110L2 113H4ZM171 113H173V114H171ZM174 113H176V115H174ZM179 113H180V115H179ZM190 113H192V110L190 111ZM19 114H20V111H19ZM115 114H117V113H115ZM118 114H120V113H118ZM2 115L4 116L5 113L2 114ZM184 115H185V117H183V119H184V121H183L182 120V116H184ZM5 117L2 118V119H3V121L7 122L6 121L7 119L5 120ZM11 117H15V116H11ZM115 117L120 118V115L119 116L116 115V116H114V118ZM175 117H177V118H175ZM262 117H264V116H262ZM93 118H91L92 121H93ZM185 118H186V121H185ZM83 119H85V118H83ZM120 119L122 120V117ZM191 119H193V118L191 117ZM9 120L11 121V119H9ZM94 120H96V119H94ZM263 120H264V118H263ZM92 121L89 120V122H91V123L88 122V124H94V123H92ZM99 121L101 122V120H99ZM99 121H96V122L101 124ZM261 121H262V119H261ZM182 122H184V123H182ZM88 124H84L85 127ZM4 125H5V123H4ZM7 125H5V126H7ZM81 125H83V124H81ZM102 125H103V123H102ZM115 125H116V123H115ZM103 126L106 127V125H103ZM13 127H11V129ZM60 127H62L63 131L65 130V127H63V126H60ZM105 127H103V128H105ZM80 128H81V126H80ZM90 128H91V126H90ZM137 128H140V129L138 130ZM52 129H53V127L50 128L51 131H52ZM58 129H61V128H58ZM67 129L65 130V132H68L67 136L70 137V135L73 136L74 133L76 134V132H73V131H75V129H73L72 127L69 128L68 130ZM85 129H86L85 131H87L88 128H85ZM108 129H107V131L109 133L110 129L109 130ZM117 129H119V128L117 127ZM8 130H10V129H8ZM55 132L58 133V131H55ZM89 132H91V131H89ZM128 132L126 133V135L129 134ZM4 133H6V131ZM62 134H60V135L57 134V138L60 137ZM65 134H64V136H65ZM45 135H46V133H45ZM49 135H51V134H48L47 136L49 137ZM99 135H100V133H98V136ZM64 136H62V137H64ZM69 137H64V138L68 139ZM135 137H136V139H135ZM74 138H72V139L74 140ZM92 138H93V136H92ZM128 138H130V137H128ZM66 139H65V141H66ZM78 139H80V138H78ZM49 140H50V138L48 139V141ZM134 140H136V141H134ZM70 141L72 143V140H69V141L67 140V142H69V143H70ZM97 141H98V139H97ZM9 142H10V140H9ZM94 143H92V144L94 145ZM25 144H27V143H25ZM70 144H69V146H67V148L70 147ZM92 144L91 143H90V145L87 144L88 146H86V148H85L87 155H90V156L92 155V153H93L92 151L94 150V147H95V146L93 147ZM66 145H67V143H66ZM30 147H32V146H30ZM67 148L65 146V150ZM80 148H81V146H80ZM63 149H64V147H63ZM81 150H83V149L81 148ZM120 150H122V149H120ZM30 151H32V150H30ZM34 153H35L34 155H36V153L38 154V152H34ZM59 153L61 154V152H59ZM10 154L12 155V153H10ZM13 155H14V153H13ZM73 155H74V153H73ZM73 155L71 156L72 160H73V158H72ZM60 156L57 159H59ZM105 156H106V153H105ZM20 157H21V154H20ZM25 157H26V155H25ZM77 157H79V156L77 155ZM7 158H5V159L0 158V177H2L8 183V185L11 187V189L15 193L16 201H21L23 194H22L20 186H19V184L17 182L18 180L16 181L15 174L12 171V167L14 165L13 163H16L17 161H12L11 162ZM41 158L44 159L43 157H41ZM92 158H91V161L95 160V159H92ZM16 159H14V160H16ZM18 160H20V159H18ZM20 161H22V160H20ZM55 161H57V160H55ZM79 163H81V162H78V164ZM93 164H95V163H93ZM34 166H35V164H34ZM74 166H76V165H74ZM207 168L209 169V172H211L212 170L215 169V171L219 170L220 173H219V175H214L213 172H211L213 175L209 176L208 175L209 173L207 172ZM79 172H80V170H79ZM96 172L98 173L97 175H95ZM20 173H22V171ZM80 173H82V171ZM89 176H91V175H89ZM86 178H88V177L87 176L84 177V179H86ZM89 178H91V177H89ZM86 182H85V184L88 183V182L87 183ZM246 195H247L248 198H247V201L244 202V199H245ZM222 196L225 197V200L222 199V198H224ZM229 197H231V198H233L235 200H231L230 201ZM189 201H190V203H188ZM219 201H220V203H219ZM223 201H225V202L222 204ZM21 204H23V203H21ZM32 204L34 205L35 203L32 202ZM28 205H31V204H28ZM222 207H224V206H222ZM32 208H33V206H32ZM163 215H164V213H163ZM163 215H162V217H165L166 213H165L164 216ZM175 215H176V213H175ZM191 215H189V217ZM195 215H194V218L196 217ZM165 218L167 219L168 216L165 217ZM174 218H177V217H174ZM184 218H185V216H184ZM187 219H188V217H187ZM151 220H152V222H151ZM191 221L194 223V219L193 218H192ZM171 222H170V224H171ZM190 222L188 220V222H185V223L189 224ZM192 222H191V224L193 225L192 228H195L194 225H196V223L193 224ZM176 223L178 224V221ZM170 224H169V226H170V229H171V226H173V225H170ZM230 224H231V222H230ZM167 225H166V227H167ZM178 225H176V226H178ZM182 226L184 228V225H182ZM190 226L191 225L186 226V224H185V228L190 227ZM178 227H181V226H178ZM178 227H176V228H178ZM221 227L219 229L220 231L222 230ZM185 228H184V230H186ZM197 228L199 229V227H196V229H194V230H196V233L200 232L199 230L197 232ZM251 229H253V228H251ZM127 230H129V232H127ZM178 230H180V229H178ZM178 230H175L176 233L178 232ZM190 230L192 231V229H190ZM122 231L126 232V234H122L121 233ZM172 231H174V228H173ZM191 231H190V233H192ZM248 231L249 230H247V232ZM251 231H253V230H251ZM193 233H195V232H193ZM193 233H192V235H193ZM178 234L180 236L179 232H178ZM192 235L190 234V236H192ZM253 235H255V234H253ZM253 235H252V237H253ZM173 236H174V234H173ZM190 236L188 237V239L190 238ZM217 236L218 235H216V237ZM248 236H250V235H248ZM171 237H172V234H171ZM181 237H184V235L181 236ZM255 237H253V238L255 239ZM184 239H186V237H184L183 239L181 238V240H183V241H184ZM194 239L192 238L191 242L192 241L195 242ZM176 241H178L177 238H176ZM176 241H175V243L182 242V241H178V242H176ZM193 242L189 244L190 247L193 246V245H191V244H194ZM249 242L250 243L252 242L251 244H252V246H254L253 248H255V249H253V251H255V253H256V250L258 249V247H257V249L255 247V244H256L255 242L256 241H254V242L253 241H249ZM197 243H199V242L197 241ZM253 243H255V244H253ZM25 244H23V245L25 246ZM251 244H249V247H250ZM163 245H164V247H162ZM196 245H198V244H196ZM189 246H186V248L189 247ZM117 247H119V246H117ZM180 247H182V246H180ZM199 247H201V246L195 247L196 248L195 251H194V248H192V249L188 248L189 251L191 250L189 252V254L191 253L190 256L194 255L193 260L196 257L200 256V258H202L203 261H207V262H209V264H212V263H214L216 261H221V262H225V260L227 261L225 253H221V252L215 250L214 247H213L214 250L212 248L211 249L210 248L200 249ZM142 248H144V247H142ZM145 248L148 249L147 246ZM146 249H144L145 252H146ZM221 249H223V248H221ZM130 251L127 252V255L131 254ZM164 251H163V253H164ZM259 251L260 250H258L257 253H259ZM55 252H53V253L55 254ZM192 252H193V254H192ZM25 253H27V251ZM263 253H264V251H263ZM37 254L38 253L36 252V255ZM50 254H51V252H50ZM248 254H249V252H248ZM252 254L253 253H251V255ZM174 255H171V256H174ZM228 255H229V253H228ZM54 256L56 257V255H54ZM130 256L131 257H129V260H130V258L131 259L133 257L135 258V256H137V255H135V252H132V255H130ZM253 256H255V255L253 254ZM253 256H251L250 258H252V259L255 258ZM263 256H264V254H263ZM35 257H37V256H35ZM138 257H136L135 259H137V258H138V260L140 259L141 263L143 262L142 264H147V261L150 258V256L147 259L148 256L140 257L139 255H138ZM243 257H245V256H243ZM260 258L257 259V261H259V264H261L260 263ZM77 259H76V261H78ZM120 259H122V258H120ZM159 260H162V259L159 258ZM174 260H175V258L172 259L171 262L174 261ZM263 260H264V257H263V259L261 261H263ZM67 261H69V259ZM196 261H199V260L196 259ZM242 262H243V264H244V262L246 263V261H241V264H242ZM26 263L27 262H25V261L21 262V264H26ZM138 263H139V261H138ZM148 264H149V262H148ZM175 264H176V262H175ZM192 264H195V263H193V261H192ZM200 264H202V263H200Z\"/></svg>","mask_w":264,"mask_h":264},{"label":"crops","instance_id":"0c3cea01","mask_svg":"<svg viewBox=\"0 0 264 264\" xmlns=\"http://www.w3.org/2000/svg\"><path fill=\"white\" fill-rule=\"evenodd\" d=\"M16 211V201L13 191L8 183L0 177V241L12 228L16 218Z\"/></svg>","mask_w":264,"mask_h":264}]
</instances>
